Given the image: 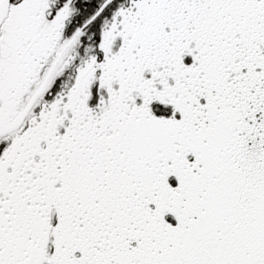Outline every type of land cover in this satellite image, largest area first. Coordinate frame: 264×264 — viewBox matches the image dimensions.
I'll return each instance as SVG.
<instances>
[{
	"label": "snow or ice",
	"instance_id": "1",
	"mask_svg": "<svg viewBox=\"0 0 264 264\" xmlns=\"http://www.w3.org/2000/svg\"><path fill=\"white\" fill-rule=\"evenodd\" d=\"M0 264H264V0H0Z\"/></svg>",
	"mask_w": 264,
	"mask_h": 264
}]
</instances>
